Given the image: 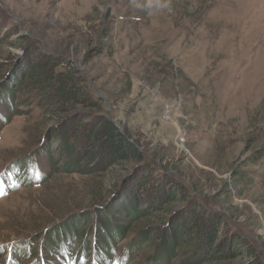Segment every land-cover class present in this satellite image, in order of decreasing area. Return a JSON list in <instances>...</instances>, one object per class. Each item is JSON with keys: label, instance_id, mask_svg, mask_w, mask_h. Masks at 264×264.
<instances>
[{"label": "rangeland", "instance_id": "obj_1", "mask_svg": "<svg viewBox=\"0 0 264 264\" xmlns=\"http://www.w3.org/2000/svg\"><path fill=\"white\" fill-rule=\"evenodd\" d=\"M0 38V100L23 50L59 58L100 98L96 111L125 129L146 157L91 177L48 173L36 150L55 123L36 95L23 103L28 92L20 89L9 100L15 111L0 116V172L31 155V166L38 161L32 174L47 176L40 187L18 183L0 197V264L66 263L41 246L43 234L66 217L96 220L92 215L144 167L185 189L172 206L155 211L156 223L145 222L146 232L160 234L163 218L196 203L209 217L217 214L221 233L237 235L264 264V0H0ZM56 152L53 159L63 149ZM96 192L104 201L92 207L87 199ZM154 246L143 243L127 264H145ZM189 253L187 260L197 255L190 264L254 258L238 250L229 260L201 262L195 249ZM118 256L108 264H119Z\"/></svg>", "mask_w": 264, "mask_h": 264}, {"label": "trees", "instance_id": "obj_2", "mask_svg": "<svg viewBox=\"0 0 264 264\" xmlns=\"http://www.w3.org/2000/svg\"><path fill=\"white\" fill-rule=\"evenodd\" d=\"M2 40L0 38V43ZM60 60L44 53L36 54L32 49L23 50L14 72L6 74L10 77L4 85L8 87L7 92L2 91L7 95L0 100V104H5L0 116L3 111H15L13 106L16 104L9 100L15 101L14 94L20 89L28 92L23 103L30 102L32 94L36 95V105L50 114L51 123H55V126L46 129L47 141L36 150L45 155L48 173L59 170L91 177L114 165L141 164L146 157L137 143L125 129L118 128L105 114L96 111L100 107V98L91 93L76 68L63 65ZM8 119L5 118L6 121ZM59 139L61 143L57 142ZM60 148L63 153L58 159H53ZM31 161V155H27L4 166L0 172V188L3 189L0 197H4L6 191H12L18 183L21 187H40L43 184L47 175L43 171L33 175L32 170L38 161L34 160L32 166ZM136 175L127 180L126 189L124 186L98 215H92L96 220L84 215L66 217L62 224L43 234L41 246L51 256L52 253L59 256L58 261L64 259L66 263L63 264H108L116 260L120 244L125 245V251L118 256V263L127 264L134 260L137 256L135 252H139V248L147 242L155 246L154 254L148 256L145 264H170V260L176 258L181 259L180 264H190L197 257L192 254L190 260L186 259L193 249L201 262L229 260L242 250V253L254 257L249 264H263L248 244L238 240L237 235L229 236L226 231L221 233L222 221L217 214L209 217L196 203L185 206L169 221L163 218L166 226L161 228L160 234H157L159 230L146 232L143 229L147 227L145 222L156 223L155 211L169 204L172 206L185 189L172 178H166L164 182L146 167L143 168V175ZM182 199L185 203L190 202L186 197ZM102 200L103 195L96 192L88 197L87 202L96 207ZM134 228L138 229L137 233L128 237L127 231ZM218 232L221 233L219 236ZM34 251L33 248L31 254Z\"/></svg>", "mask_w": 264, "mask_h": 264}, {"label": "snow or ice", "instance_id": "obj_3", "mask_svg": "<svg viewBox=\"0 0 264 264\" xmlns=\"http://www.w3.org/2000/svg\"><path fill=\"white\" fill-rule=\"evenodd\" d=\"M3 191V189L2 188H0V192H2Z\"/></svg>", "mask_w": 264, "mask_h": 264}]
</instances>
